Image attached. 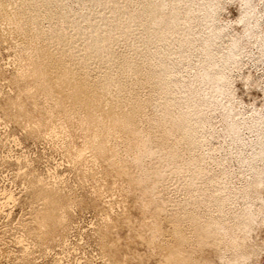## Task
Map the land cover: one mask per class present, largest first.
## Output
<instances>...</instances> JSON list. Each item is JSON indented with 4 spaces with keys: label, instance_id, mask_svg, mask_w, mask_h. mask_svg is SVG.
<instances>
[{
    "label": "rangeland",
    "instance_id": "rangeland-1",
    "mask_svg": "<svg viewBox=\"0 0 264 264\" xmlns=\"http://www.w3.org/2000/svg\"><path fill=\"white\" fill-rule=\"evenodd\" d=\"M160 1L193 9L197 0ZM204 1L215 9L214 30L223 33L214 59L200 53L192 35L180 53L165 56L176 66L159 90L152 68L137 61L129 69L125 60L143 47L163 51L162 43L144 42L153 24L166 29L176 22L180 36L200 19L180 24L167 9L159 21L149 19L143 14L150 0H136L119 18L142 15L124 31L133 37L127 43L112 23V7L122 0H110L112 7L0 0V264H227L241 262L240 255L264 264V165L254 159L264 118V53L255 38L235 40L245 27L241 0ZM77 29L110 31L103 41L113 40L112 53L109 45L100 60L84 53ZM233 41L243 53L225 65ZM212 63L225 77L226 107H205L199 93ZM108 64L122 71L112 83L104 82ZM66 66L99 94L95 107H84L62 80ZM188 100L195 107L173 127L165 104L177 117ZM244 210L247 219L240 218ZM246 231L237 256L230 238Z\"/></svg>",
    "mask_w": 264,
    "mask_h": 264
},
{
    "label": "bare ground",
    "instance_id": "bare-ground-1",
    "mask_svg": "<svg viewBox=\"0 0 264 264\" xmlns=\"http://www.w3.org/2000/svg\"><path fill=\"white\" fill-rule=\"evenodd\" d=\"M136 0H122V2L119 5H115L112 7V5L109 3L110 0H97L99 4H110L113 8L114 15H113V21L112 23L113 26L116 28L118 27V30L121 29V31H118L119 33L122 32L123 30V35L118 34L116 36H124L123 39L126 40L127 43H132V38H128L126 36V32H124L127 28H130L131 26H134L137 23L136 19L141 20V16L137 12H133L129 14V17H127L124 20H121V16H123V13L125 12L126 6L128 4L134 3ZM50 0H29V4L31 7L40 5H48ZM40 3V4H38ZM260 5V6H259ZM241 6L244 14V21H245V27L243 29V33L240 36H237L235 40H245L246 44L250 41H252V38H255L254 41L258 42L259 46L261 47L262 53H264V31L260 32V25H264V0H241ZM259 6V8H258ZM144 17L149 18V19H155V20H160L162 17V11L164 9H167L169 11V14H176V21L180 19V24L184 23L188 17H193L194 19H200V24H198L196 29L191 31V30H186V32H180L178 35L180 36H175L173 33L174 29L176 26L179 24L174 22L176 26H174V23L171 24L168 28L164 29L160 27V25L153 24V28L151 30H148L144 34V42H153V43H162L161 46L164 47L163 51L161 49H156L158 46L152 45L153 48H147L143 47L141 48L138 52L135 53L136 59H127L125 60L123 66H127L129 69L130 68H135L136 62L139 61L140 63L144 65H148L150 68H152V72L156 73V76L153 78L152 84L156 85L159 90L160 88H167L165 86V82L161 81V79L166 80V75L171 72L174 69V66L176 65H171L169 64L165 56L169 55V57H172L176 53H180L181 50L186 46V44L189 42L190 38L192 35L198 36L199 40L201 41L200 44V53H202L207 60H213L214 59V54L213 52L216 51L218 48V43L222 39L223 33L215 31L213 28V22L214 18L212 16V13L215 11L214 8L209 7L206 8V4L204 0H197L194 3V8L190 9V7H179V9H173L171 7H168L167 5H164L161 3L160 0H150L149 3L145 4L144 7ZM106 16L105 14L101 13L100 18L103 19V17ZM140 18H136V17ZM153 22V21H151ZM73 24V23H70ZM74 26V25H73ZM114 28V29H115ZM117 30V28H116ZM76 31V30H75ZM80 38L83 40L84 44L86 45V50L85 47L83 48L85 50L84 53H87L90 56H93L94 59H102V56L105 51V46L109 45V49L107 53H112L110 50L111 45L113 44V40L110 42H104L103 38H109L110 37V31L106 32H101L102 34H93L92 35H84V32L82 30L77 29ZM101 31V30H100ZM114 32V31H113ZM116 32V31H115ZM77 33V36H78ZM95 33V32H94ZM76 34V33H75ZM114 34H112L114 36ZM118 36V37H119ZM121 36V38H122ZM79 38V37H78ZM116 38V37H115ZM57 39V36L54 37L52 35L49 38V44H53V41ZM112 39H114L112 37ZM119 39V38H118ZM117 40V39H116ZM134 41H137V39H134ZM237 41L232 42V49L228 57H226L223 61L225 65H229L233 63L237 58L240 57V55L243 53L240 45L237 43ZM170 42L176 43L177 47L173 48L172 45H170ZM257 45V46H258ZM76 49V48H75ZM78 50V49H77ZM76 50V52H77ZM73 51V50H72ZM49 52V53H48ZM51 51L45 52V56L48 58ZM75 52V51H73ZM83 52V50H82ZM261 53V54H262ZM79 54V53H78ZM77 54V55H78ZM75 55V54H73ZM83 56V55H82ZM78 57V56H77ZM110 57V56H109ZM109 59V58H108ZM109 61V60H108ZM151 62L150 64H148ZM122 66V67H123ZM155 68L158 69V72L155 71ZM136 71V69H133ZM138 73V71H136ZM73 74V73H72ZM68 70L67 66L65 68H61L60 75L62 76V80L67 83L68 86L72 88L74 91V94L76 96L77 101H79L84 107L86 108H92L95 107V105L98 104L99 99L97 98L96 92L90 91L85 84L82 81L76 80L74 77V74L72 75ZM105 76V83H112L114 79H116L118 76L122 74V71L118 70L114 65L108 64L103 72ZM202 79H204L207 83V87L202 88L199 90L200 95L203 96V102L205 107H215L216 105H224L221 104L223 103L222 98L224 95L227 94V91L224 87L225 83V77L221 74H219L218 70L215 68V64L212 63L209 67V69H206L202 72L201 74ZM61 80V81H62ZM62 81V82H63ZM168 85V83H167ZM195 91V90H194ZM196 103L194 100H188L187 101V107L183 111H178V115L173 116L172 112L168 109V107H172L169 104H165L164 108V113L168 116L173 117L171 120V125L173 124L174 126H181L184 122V115L187 116L189 112H191L189 109H193L195 107ZM222 107H226L225 105ZM187 109V110H186ZM231 112V110H230ZM229 112V113H230ZM201 116H203V113L200 112ZM202 118V117H201ZM202 119L199 121L193 122L192 126L196 127L201 124ZM233 123V122H232ZM172 125V126H173ZM173 126V127H174ZM230 132L233 134V142L234 141H239L238 137V132L236 128V124L233 123L231 127H229ZM249 129V128H248ZM257 131L256 133V140L258 141L257 145V151H256V156H255V161L257 162H262L264 165V134L262 135V130L264 131V118L261 124L256 128ZM251 131V129H250ZM254 132V131H253ZM239 138V139H238ZM241 140V139H240ZM262 174V173H260ZM220 199L215 198V202H219ZM226 201V200H224ZM248 208V206H247ZM249 209H252V206L249 205ZM250 212L247 213V211H243L241 214L240 218H246ZM254 217V216H253ZM246 221V220H245ZM245 225V224H244ZM228 232V230H225L224 235ZM249 231H246L242 236L239 237H233L230 238V243L235 245V250L234 254L238 256V251H240V248L245 244L246 237L248 236ZM223 235V236H224ZM246 245V244H245ZM241 252V251H240ZM222 256V255H221ZM242 257V261L238 262L235 261L228 262L227 264H247L246 261L249 259V256H238ZM257 257V256H256ZM220 257L219 259L221 260ZM222 262V261H221ZM256 262V261H255ZM259 262V259H258ZM213 264V263H212Z\"/></svg>",
    "mask_w": 264,
    "mask_h": 264
}]
</instances>
